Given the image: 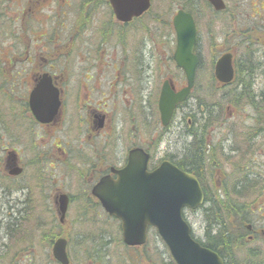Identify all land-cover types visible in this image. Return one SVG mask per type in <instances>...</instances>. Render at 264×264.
Instances as JSON below:
<instances>
[{"label": "rangeland", "instance_id": "374dc122", "mask_svg": "<svg viewBox=\"0 0 264 264\" xmlns=\"http://www.w3.org/2000/svg\"><path fill=\"white\" fill-rule=\"evenodd\" d=\"M171 1L173 2L172 10L168 12L167 7L170 5L168 0H152L151 13L144 14L145 16L139 20H134L126 29H123L125 28L123 26L116 28L114 31H108L105 25V20H109L110 17L113 19L107 0H69L68 16L52 17V22L55 23L50 26V32L41 41L38 40L40 39L38 37L39 33H36L35 36L18 34L16 37H11L7 35L9 31H7L6 24H4L5 28L3 27V29L6 31L3 33V37L1 36L0 41L2 47L0 56L4 65L8 62V55L13 58L19 56L23 62L21 65L22 71L26 72L25 81L29 84L34 69L28 61L32 60L39 63L43 61L41 57L45 58L50 62L51 70L59 77L60 85L66 89L67 104L74 116L64 131L54 135L56 138L42 136L40 131L37 130L39 137L36 136L35 146L26 147L21 151L24 171L19 177L7 175L4 168L7 150L2 148L4 152H0V264H50L49 259L53 258L52 244L59 237L68 240L67 250L70 258H72V264H79L81 259H86L83 255L85 252L81 251L78 245L91 239L96 243V249L100 245V254L105 252L109 254L112 258L111 264H146L144 261L140 262L141 258L135 261L137 255L134 251L125 249L126 245L121 237L120 222L118 220L113 221L104 212L101 213V208L100 210L92 207L85 209V206H90V202L87 200L89 197H81V194L83 195V188L89 191L95 181V176L86 172L91 164H95V168L100 170L108 169L111 165L118 167L123 163L127 151L133 146L149 147L154 164L164 157V150L167 147L172 149V153L177 152V157L181 155V160L187 163L184 155L187 145L191 144L193 138L196 137L206 139L203 127L198 122L193 124V126H196L193 129L195 136L188 135L185 130L192 125L191 116L194 115V121L198 117L196 112L197 100L201 103L213 104L227 90L220 87L219 83L211 78V75L213 74L215 60L221 53L226 51V48L233 45L231 38L233 32L228 30H236V25L231 22L229 24L228 17L225 14L221 17H212L209 9L204 4L200 5V2H196L199 6L193 15L196 22L197 40L195 45L196 52L201 57V63L196 70L192 95L176 111L174 123L169 127L170 130L162 135L161 128L157 124V100L162 82L164 79L169 78L177 88L185 84L183 72L176 67L172 59L176 44L175 32L172 24H168L171 23L173 14L180 8L179 4H182V2L181 0ZM227 1L230 9L236 12L237 15H240V13L247 14L251 9L248 4L241 8L237 2L234 3L236 0ZM257 1L252 0V9L259 10V13L264 17V10H260V8L264 9V1H259L258 4ZM58 2H61V0ZM89 2L95 6V10H92V6L90 10L78 13V9L83 4L86 7L90 6ZM97 2L100 6L96 8ZM243 10L244 12H242ZM255 11L254 13H257ZM242 15L246 16L244 17L246 22H251L249 14ZM74 17H96L94 23H89L91 32L96 31L95 36L91 35L93 37L90 41L87 38L89 35L84 39L81 38V28L77 32L72 31L66 33V35L62 33L59 37V33L54 35V26H57L56 24L59 21L73 19ZM56 20L58 21L56 22ZM223 23H225L224 26ZM39 29H42V26ZM224 30L228 31L227 35ZM71 34L73 35L71 36L72 39L68 40L67 35ZM259 35L264 41V33L263 36L262 33ZM61 38L65 41L68 40L65 44H70L68 47L65 46L63 50L56 48ZM10 43L16 44L15 54L8 52ZM28 45H31V48L29 54H26L24 51ZM85 46H89L87 50H91L90 55L92 58L90 61L97 63V69L86 70L88 72L94 70L92 72L93 79L87 84L82 82L81 86V74L83 73L81 68H88L85 63L81 65V50L84 51L82 48ZM18 50L19 55H17ZM243 53L241 55L239 50L235 53L236 68L238 70L243 67ZM27 55H29L28 58H26ZM237 56L239 57L238 60ZM19 61L17 58L16 62L18 64ZM63 62L67 64L66 69ZM59 66L61 69H59ZM35 69L38 70V68ZM15 70L21 71L18 68ZM259 70L262 74L264 67ZM93 86L94 90L91 94L94 103L103 104L104 100L108 99L106 104L112 122H114V128L109 127L105 131L104 136H110L106 138V141L101 137L88 139L87 133L81 132V120L78 118L81 115L79 98L83 97L84 93H89ZM263 87L264 72L259 77L256 90L261 91ZM19 89L14 93L7 92V96L6 94L1 95L0 100H3L8 110L13 108L15 112H18L17 116L22 120L24 114L22 99L21 97L17 98L19 97L18 93H22L23 96L26 95V86L22 83ZM256 99L259 100V97ZM218 115L224 117L219 118L212 126V129L215 130L213 142L220 146L223 143L222 147L227 143L229 145L233 144V146L241 144L244 141L241 138L243 131L240 128L248 131L247 127L257 126L254 125L253 110L246 106L238 109L228 102L226 107L223 106V110L219 109ZM200 116L201 114H199V118ZM130 118L132 122L129 121ZM240 131H242L241 134H239ZM17 132L16 127H10L8 134L3 133L4 139L0 140V146H4L5 136H11ZM226 134H230V139L222 140V136ZM262 136L257 151L264 155V132H262ZM53 141L66 142L67 160H64L61 164H53L54 162L50 159V147ZM12 149L9 148L8 151ZM46 157L49 158L48 162H46ZM257 159L259 172L264 174V157L260 158L259 156ZM65 162L69 164L64 165ZM78 166H81V168L79 169ZM223 167L222 171L231 172V179H235L242 174L237 172V176L233 169L236 165L232 167L226 163ZM206 176L201 178V182L202 186L211 194L210 196L216 197L214 195L216 191L222 193L223 190L220 189V185L226 179L223 177V173L215 168L212 175L208 173ZM45 177H54V180L57 181L53 185L54 187L51 186L50 188L48 186L45 180L49 179ZM23 186L26 188L22 189ZM250 192L251 190L247 191L246 195H249ZM59 193H67L70 196L68 211L62 223L59 222V214L54 204V198ZM246 198L251 203L249 208L256 211L257 202H254L255 197ZM204 205L207 206L208 203ZM83 214L87 215L82 216ZM183 214L191 227L192 236L196 240L205 243L208 242L209 236L214 238L218 227L210 228V226H207L202 208L196 210L185 209ZM7 215L20 218L21 222L18 225L21 232L15 239L11 238L10 241H7L5 229H3L8 221ZM252 218L251 225L256 219L254 216ZM118 224L119 228L117 227ZM148 237L150 240L147 245V254H153V257L156 258L158 253L166 251L167 247L155 229L149 230ZM262 240L257 241L254 236L246 238L245 235L243 242L239 239L238 246L233 245L232 248H228L230 255L227 251L223 254L231 264H261L260 258L264 256V238ZM6 241V246L2 249L1 246ZM89 244L91 245V242ZM92 246H94L93 243ZM259 248L262 251L260 255H257ZM135 249L140 253L139 256L143 254V248L136 247ZM100 254L97 250L93 259L99 257ZM167 256L166 253V258ZM105 258L107 259V256ZM166 258L164 257L165 261L168 259ZM92 261L86 259L85 263L81 262V264H93ZM97 264L101 263L98 262Z\"/></svg>", "mask_w": 264, "mask_h": 264}, {"label": "water", "instance_id": "95a60500", "mask_svg": "<svg viewBox=\"0 0 264 264\" xmlns=\"http://www.w3.org/2000/svg\"><path fill=\"white\" fill-rule=\"evenodd\" d=\"M117 20L128 22L144 14L151 0H108ZM215 11L225 8L223 0H207ZM176 44L172 58L186 79V85L178 91L165 80L158 98V110L163 125H167L175 106L186 100L194 86L195 71L199 63L194 53L196 25L191 13L178 9L172 17ZM214 76L221 83L234 77L232 53L221 54L214 64ZM30 106L37 121L49 123L56 116L60 101L51 78L43 75L30 94ZM150 155L141 147L128 150L126 163L120 168H110L92 186L91 193L105 212L120 221L121 237L129 247L142 246L148 230L154 228L167 247L176 264H225L215 251L200 245L191 236V229L183 217V209L194 210L202 205L204 194L198 179L169 161H162L148 170ZM8 173L18 175L15 154L7 155ZM115 175V177L112 176ZM62 221L68 205L66 194H59L55 201ZM67 240L56 239L52 255L60 264H69Z\"/></svg>", "mask_w": 264, "mask_h": 264}, {"label": "flooded vegetation", "instance_id": "af4514ba", "mask_svg": "<svg viewBox=\"0 0 264 264\" xmlns=\"http://www.w3.org/2000/svg\"><path fill=\"white\" fill-rule=\"evenodd\" d=\"M59 0H0V41L3 37V33L6 31L3 29L4 24H6L7 31L9 33L7 35H10L11 37H16L18 34H24L28 36H35L36 33L38 34L39 41L43 40L44 37L50 32V26L53 25L52 17H66L68 16L67 9L70 7L69 0H61V2H58ZM94 1V0H93ZM96 1V0H95ZM108 2V0H107ZM78 3V2H77ZM90 6L86 7V5H82L78 9V13H81V11H88L91 9L95 10V6L89 2ZM109 4V2H108ZM100 6L98 2L96 3V8ZM110 6V5H109ZM111 9V7H110ZM49 12V13H48ZM112 12V11H111ZM113 14V12H112ZM261 15V14H260ZM41 17V18H38ZM96 17H74L73 19H64L62 21H59L54 26V35L58 34V37L63 35H66V33L69 32H77L81 28V38L87 37L89 41L94 35V31L91 32V26L89 23H94ZM58 20H56L57 22ZM134 19L128 22H119L117 18L113 14V19L110 17L109 20H105V25L107 26V30L114 31L118 27H125L123 29H126V27L133 23ZM40 26H42V29H39ZM5 28V27H4ZM91 35H93L91 37ZM2 36V37H1ZM68 40L72 39L71 35H67ZM65 38H67L65 36ZM67 40V41H68ZM14 41V40H13ZM67 41L61 38L58 45H56V48H63L68 47L70 44H65ZM45 44V42H44ZM92 48H94L92 45H90ZM31 48V45L26 46L25 53L29 54V50ZM82 48V47H81ZM89 46H85L84 51L81 50V65L82 63H85L88 68L82 67V74H81V86L82 82H89L93 79L92 72L97 69V63L90 61L92 58L90 55L91 50H87ZM28 51L26 52V50ZM0 51H2V47L0 46ZM8 52H11L12 54H15L16 52V44L10 43V47L8 49ZM226 52V51H225ZM1 53V52H0ZM233 54V53H232ZM17 55H19V50L17 51ZM29 55L26 56L28 58ZM19 59V64L16 62V59ZM17 58H13L10 55L7 56L8 62L5 63L1 61L0 56V96L5 95L7 92L14 93L15 91L20 90L19 88L22 86V83L24 86H26L25 92L26 95H22V93H18L19 99L21 97L22 102V108H23V119L20 120V118L17 116L18 112H15L13 108L11 110H8L3 102V100H0V140L2 141L4 139V134L9 133V128H17L18 132L15 134H12L11 136H5L6 141L4 143V146H0L4 150H7L9 148H13L12 150L15 151V159L19 166H21L24 170V163L22 161L21 157V151L25 149L26 147H34L36 144V136L39 137V134H37V130L40 131L42 136H50L53 138L54 135L62 132L65 130L67 125L70 123L71 118L74 116V114H71V110L68 107L67 104V98H66V89L60 85L59 83V77L55 74L54 71L51 70L49 63L45 58L41 57L43 59L42 62H35L32 60H29L28 63L34 69L31 75V80L29 84L27 81H25V75L26 72H23L21 65L23 62L21 61L20 57L17 56ZM233 61H234V55H233ZM60 62V61H59ZM57 63V62H56ZM62 65V64H61ZM17 66V67H16ZM52 66V65H51ZM63 66L66 69L67 64L63 62ZM99 67V66H98ZM9 68L10 70H8ZM18 68L21 71H16L15 69ZM35 68H38L36 70ZM59 69L61 67L59 66ZM87 69H94L91 72L86 71ZM29 70V69H28ZM43 75H47L51 78V83L55 90L58 92V99L60 101L59 109L54 117L53 121L49 123H41L36 120L35 115L31 109L30 106V94L37 86L38 82L40 81L41 77ZM236 69L234 67V79L231 83L228 84H218L220 87H223V89H229L233 88L235 85V79H236ZM95 80V79H94ZM167 80L169 82V85L171 88H173L174 91H178L180 88L175 87L173 81L169 78H166L163 80V82ZM185 80V77H184ZM96 81V80H95ZM26 82V83H25ZM162 82V84H163ZM218 83V82H217ZM162 86V85H161ZM161 89V87H160ZM92 90H94V86L89 91V93H84L83 97L79 98V106L81 107V115L78 117L81 120V132L84 131V133H87L88 139H95L97 137L104 138V141H106V138L110 137L109 135H105V131L110 128H114V122H112V117H110L109 108L106 104L108 99L104 100V103L95 104L92 99ZM160 92V90H159ZM192 93V92H191ZM191 95V94H190ZM189 95V97H190ZM7 96V94H6ZM109 96V95H108ZM159 96V94H158ZM189 97L182 103H179L175 106L172 116L169 120V123L167 125H163L160 120V113L158 110V100H157V112H158V126L161 128V134L163 135L167 131H169L170 125L172 126L174 123V117L176 115V111L180 108L181 105L185 104L186 101L189 99ZM103 100V99H102ZM128 103V102H127ZM248 108H251L249 105H247ZM130 122H132V119H129ZM72 124V123H71ZM196 126L190 125L187 127L185 132L194 133L193 129ZM213 128V127H212ZM159 129V128H158ZM242 131L239 132L241 134V138L244 142L241 140V144H237V146H233V144H226L223 145V147L220 148V152L224 151L227 155H232L235 157L240 158L239 166L241 167V172L244 174L248 179H253L256 182L255 189L251 190V194L253 195L254 202H257V207L255 213V220L253 221V225L250 223L247 225V230L245 231L246 238L254 236V239L257 241H263L264 238V174L262 172H259V162L257 157L260 156V158L264 157V155L260 154L258 144L259 140L262 136V132H264V127L259 126H250L247 127L248 131H245V129L240 128ZM204 134H207L206 129L203 127ZM202 131V132H203ZM160 133V131H159ZM215 133V130H214ZM194 136V135H191ZM222 136V135H220ZM214 134L210 135L208 134L209 139H213ZM240 137V136H239ZM60 138V137H59ZM194 139V138H193ZM229 140L230 134H226L225 136H222V140ZM54 140V139H53ZM50 147V154H51V161L54 162L53 164H61L64 160H67V148H66V142L63 141H53L51 143ZM216 144V143H215ZM223 143H221L222 145ZM135 147V146H133ZM131 147V148H133ZM234 148L235 150H232ZM45 149V148H43ZM143 149L150 154V158L148 161V169L155 168L161 161H169L172 164L176 165L179 169H182L180 165H186L187 163L183 162L181 160V155L177 157V152L172 153L171 148H165L164 150V157H162L158 163L154 164L152 154L150 153V148H144ZM216 149H219V147H216ZM219 154L220 152L216 150ZM183 156V155H182ZM50 161V162H51ZM126 162V157L123 161V163L120 165H124ZM263 162V161H262ZM23 163V164H22ZM6 165V162H5ZM113 166V165H111ZM108 169H98L97 172H93L96 174V180L99 179L100 176L110 173V167ZM118 166V167H120ZM262 166V165H261ZM79 169L81 166H78ZM117 167V166H115ZM183 170V169H182ZM185 171V170H184ZM214 170H208L207 174L210 173L212 175ZM188 172V171H186ZM190 173V172H189ZM191 174L194 175V173L191 172ZM227 175V177H226ZM115 177V175H113ZM223 177L228 178L231 177V172H225L223 174ZM94 182V183H95ZM201 184V183H200ZM202 186V185H201ZM203 188V187H202ZM214 194V193H213ZM217 195H221L222 197L227 195L226 191H223L222 193H219L216 191ZM228 194H230L228 192ZM68 197V205L70 203V196L67 194ZM215 195V194H214ZM246 196V192L243 193V196ZM72 201V200H71ZM68 211V207H67ZM251 235V236H250ZM262 238V239H261ZM259 250V253H258ZM257 250V255L261 254L262 249ZM262 259V257H261ZM261 263L262 260L260 261Z\"/></svg>", "mask_w": 264, "mask_h": 264}, {"label": "trees", "instance_id": "16d2710c", "mask_svg": "<svg viewBox=\"0 0 264 264\" xmlns=\"http://www.w3.org/2000/svg\"><path fill=\"white\" fill-rule=\"evenodd\" d=\"M170 5L167 7L168 12L172 10V1L168 0ZM200 2V5L204 4L210 11L212 17H221L223 14L227 15L230 22L233 24L235 23L236 27L234 31L228 30L230 32H233L235 34L232 35V46L229 48H226V52H231L234 55V60H235V53L237 50L240 51V54L242 55L243 53V61H250L253 55H257L259 58V61L263 63L264 66V41H262L261 36L259 34L264 33V17L260 15L259 10L255 11L252 9L253 5L251 4L252 0H239L235 1L234 3H238L239 7H244L245 5H249L251 7L250 11L247 13L249 14L251 18V22H246L245 18L247 15L246 13H240V15L236 14L233 10L230 9V5L227 0H224L225 2V8L222 11H215L209 3H207L206 0H181L182 4L180 5V8L178 9H183L186 12H189L192 14V16L195 14L196 9L198 8L199 5L196 4V2ZM257 1V0H256ZM259 1H264V0H259ZM257 1V4L258 2ZM168 3V4H169ZM153 4V3H152ZM151 4V6H152ZM256 4V5H257ZM153 7V6H152ZM152 7L145 13H151ZM260 10H264L260 8ZM257 12V13H254ZM244 12V10L242 11ZM145 15L143 14L142 16H139V18H136L135 20H139L141 17H144ZM153 16V15H152ZM157 17V16H156ZM194 17V16H193ZM196 23V22H195ZM171 25L172 23H168ZM225 23H223L224 26ZM225 31V30H224ZM228 31H225V34H228ZM237 31V32H235ZM258 35V36H257ZM264 37V36H263ZM197 40V39H196ZM195 53L196 52V45H195ZM235 51V52H234ZM242 51V53H241ZM225 52V51H224ZM199 58V64L201 63V57L197 54ZM237 56V60H238ZM236 62V60H235ZM247 63V62H245ZM198 64V65H199ZM240 66V65H239ZM261 65V67H263ZM261 69V68H260ZM260 72L257 68L252 71L250 68H244L243 67L240 70H236V79L235 82H239L243 84L242 90L239 92L233 91L232 93H223L220 98H218L214 103H201L199 100H197V107H196V112L198 114V117H196V121H194L192 115V125L195 122H198L199 125L204 127L207 131V134L205 135L206 139H199V138H194L191 141V144L187 145V150L186 153L184 152L185 159L187 161V167L186 165H180V167L188 172L194 173V175L199 179L201 185V178L207 177V172L208 170H214L215 168L219 169L223 174L226 172V170L222 171L224 169V165L227 163L230 166L236 165V167H233L235 173L241 172V167L239 166L240 158L235 157L232 155H227L225 154L224 151L220 152V148L222 145H216L213 142V139H209L208 134L212 135L214 134V130L212 129V126L214 123L218 121L219 118H223V115H218V111L223 110V106H227V103L229 102L232 106L240 109L242 106L249 105L251 109L254 112V119H255V124L259 127H264V87L260 91V93L257 95L259 97V100L253 99L250 95V85L248 83V80L250 77H254L253 73L254 71ZM264 72V71H263ZM262 72V73H263ZM211 78H214V75H211ZM235 83V85H236ZM192 95V93H191ZM190 95V96H191ZM229 107V106H228ZM191 111V110H190ZM192 112V111H191ZM199 114H201L199 118ZM199 118V119H198ZM188 135H194V133H189ZM216 147H219V149H216L220 152V154L215 150ZM232 149V148H231ZM232 150H235L234 148ZM0 152L3 153L4 150L0 147ZM46 162L49 161V158H45ZM236 162V163H234ZM1 163V160H0ZM68 162H65L64 165H68ZM50 167V166H49ZM95 164L89 165L88 169H86L87 173H90L92 176H95L96 179V174L93 172H97L98 168H95ZM52 169V167H50ZM95 168V169H93ZM105 169V168H104ZM85 171V170H84ZM242 173V172H241ZM238 176V174H237ZM49 180H45L48 186L51 188L57 181L54 180V177L52 178H47ZM87 185V184H86ZM256 182L253 179H248L244 174H240L239 177L235 179H231V177H228L224 179V181L220 185V189L223 191H226L227 195L221 196L217 195L215 192L216 197L210 196L208 190L203 187L204 191V204L208 203V205H202L200 208L203 209V213L207 222V226H210V228H217L215 232V236L208 238V242L202 243L198 241L202 246H205L215 252H217L223 259H225V264H231L230 262L227 261L226 256L223 254L225 251L228 252L230 255V251L228 248H232L233 245L238 246L239 242V234H237V227L242 221H246L247 223H251V220L253 219L252 216L255 217V213L253 209H250L249 206L251 203H249L246 197H253V195H244V192H247L249 190L255 189ZM54 187V186H53ZM52 187V188H53ZM26 188L25 186L22 187V189ZM83 195L81 194V197L83 196H88L87 200L90 202V206L87 207L85 206V209L93 208V209H99L101 208L99 202L90 194V189L89 191L87 189H82ZM228 192L230 194H228ZM221 196V197H220ZM243 196V197H242ZM218 197V198H217ZM224 200H223V199ZM254 198V197H253ZM27 200V199H26ZM241 200V201H240ZM243 200V201H242ZM29 201V200H28ZM27 201V202H28ZM102 209V208H101ZM101 213L104 211L100 210ZM105 213V212H104ZM87 214H83L82 216H86ZM106 216H108L105 213ZM8 216V221L6 222L5 226L3 229H5V236L7 241H10L11 238L15 239L17 235L21 232V229L18 227L20 222V218H15V217H10ZM6 216V217H7ZM113 221H117L115 218L110 217ZM119 228V224L117 225ZM1 228V226H0ZM14 232V233H13ZM15 234V235H13ZM207 236V237H208ZM238 239V240H237ZM149 237L147 238L146 244L141 246L143 248V251L140 256L135 249L136 247H125L127 251L132 250L134 253L137 255L136 258L134 259L139 260L141 258V261H144L146 264H175L173 259L171 258L170 254L168 253V250L164 252H160L155 255H157L156 258L153 257L152 255L147 254L148 251V241ZM2 244V249L6 246V243ZM52 241V240H51ZM213 241V242H211ZM91 242V245L89 244ZM242 242H243V237H242ZM52 243V242H51ZM92 243L94 246H92ZM240 244H242L240 242ZM96 243L91 239V240H86L81 242V244L78 245L79 248H81V251H84L85 254L83 253L84 257L88 260H93V264H97L100 262L101 264H111L112 258L109 256L108 253L100 254L101 249L100 245L99 248L96 249ZM82 248H85L82 250ZM99 252L100 256L96 257V259H93L95 256L96 252ZM68 257H69V264H72V258L69 256V252L67 250ZM166 253L168 254L166 258ZM165 254V255H164ZM107 256V259L105 258ZM139 257V258H138ZM164 257L167 259L165 261ZM85 259V260H86ZM85 260L81 259L82 263H85ZM50 264H59L56 262L53 258L49 259ZM81 262L79 264H81Z\"/></svg>", "mask_w": 264, "mask_h": 264}, {"label": "bare ground", "instance_id": "6f19581e", "mask_svg": "<svg viewBox=\"0 0 264 264\" xmlns=\"http://www.w3.org/2000/svg\"><path fill=\"white\" fill-rule=\"evenodd\" d=\"M225 6H226V5H225ZM245 62H247V63H245ZM242 64L244 65V68H250V69H252V71H253L254 69H256V68L259 70L260 68H262L261 65L263 66V63H262L261 61H259V58H258L257 55H253L250 61H243ZM232 66H233V70H234V67H235V69L237 70L235 60H234V61L232 60ZM263 67H264V66H263ZM253 73H255V74H254V77H253V79H252V77H250L249 80H248V83H249V85H250V92H249V95L255 100V99L257 98V95L260 93V91H257V90H256L257 82H258V80H259V77H261L263 73L261 74V72H258V71H256V70H255ZM214 79L216 80V82L219 83V81L215 78V76H214ZM233 79H234V77H233ZM233 79H232L230 82H228V83H231V82L233 81ZM228 83H220V84H228ZM242 87H243V84L237 82L236 85H235L233 88L229 89V90L226 91L225 93H232L233 91H235V92H239V91L242 90ZM198 181H199V179H198ZM199 183H200V181H199ZM248 224H249V223H247L246 221H242V222L238 225L236 231H237V234H239V239H240V240H242V237H243V238L245 237V231L247 230V225H248ZM244 229H245V230H244ZM229 251H230V250H229ZM224 260H225V259H224ZM261 260H262V262H263V263H261V264H264V256L262 257V259L260 258V261H261Z\"/></svg>", "mask_w": 264, "mask_h": 264}]
</instances>
